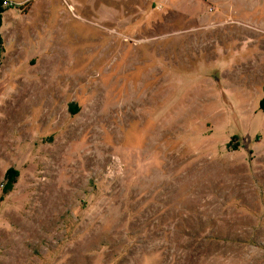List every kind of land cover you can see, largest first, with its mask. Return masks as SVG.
<instances>
[{
  "label": "rangeland",
  "instance_id": "374dc122",
  "mask_svg": "<svg viewBox=\"0 0 264 264\" xmlns=\"http://www.w3.org/2000/svg\"><path fill=\"white\" fill-rule=\"evenodd\" d=\"M0 264H264V0H0Z\"/></svg>",
  "mask_w": 264,
  "mask_h": 264
}]
</instances>
